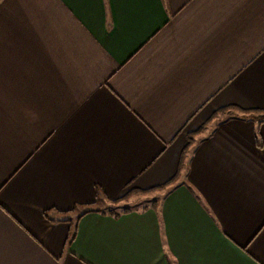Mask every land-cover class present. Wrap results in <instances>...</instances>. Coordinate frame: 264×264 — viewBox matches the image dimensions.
I'll return each mask as SVG.
<instances>
[{"label": "crops", "instance_id": "obj_1", "mask_svg": "<svg viewBox=\"0 0 264 264\" xmlns=\"http://www.w3.org/2000/svg\"><path fill=\"white\" fill-rule=\"evenodd\" d=\"M262 116L264 0H0V264H264Z\"/></svg>", "mask_w": 264, "mask_h": 264}, {"label": "rangeland", "instance_id": "obj_2", "mask_svg": "<svg viewBox=\"0 0 264 264\" xmlns=\"http://www.w3.org/2000/svg\"><path fill=\"white\" fill-rule=\"evenodd\" d=\"M227 113H228L227 116L231 115L230 112H227ZM250 113L254 114V115H252L253 117L258 116L256 114H261V113H258V112H250ZM222 116L224 117V116H226V114H218L215 117L213 116L211 118L210 122L211 121H212V123L213 122H218L219 119H220L219 117H222ZM186 136H188V135H186ZM136 195H138V197H132L129 200H128V198H129L128 197L127 199H125V201H122L121 203L116 204L115 207L116 208L118 207L117 210H121L122 208L140 209V208H142L144 206H148L149 203H151L150 202L151 200H155L153 196H150V195L148 196V194H143V195L142 194H136ZM100 202H102V200ZM105 206H109V205L105 204ZM111 208H113V206H111ZM108 209H110V208H108ZM108 209H106V210H108Z\"/></svg>", "mask_w": 264, "mask_h": 264}, {"label": "trees", "instance_id": "obj_3", "mask_svg": "<svg viewBox=\"0 0 264 264\" xmlns=\"http://www.w3.org/2000/svg\"><path fill=\"white\" fill-rule=\"evenodd\" d=\"M250 112H257V111L253 110V111H250ZM250 112L248 111V113H250ZM227 115H228V113H227ZM261 119H264V116H262ZM189 136L190 135H188V142H189V145H190V143L192 142V141H190L192 137H189ZM128 195H130V194H125L121 199H126L128 197ZM101 200H102V197L100 196V194H97V201H101ZM110 212L112 213V211H110Z\"/></svg>", "mask_w": 264, "mask_h": 264}]
</instances>
